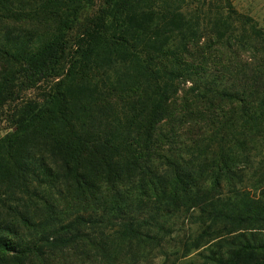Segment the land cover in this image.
<instances>
[{
  "label": "trees",
  "instance_id": "16d2710c",
  "mask_svg": "<svg viewBox=\"0 0 264 264\" xmlns=\"http://www.w3.org/2000/svg\"><path fill=\"white\" fill-rule=\"evenodd\" d=\"M89 1L0 0V110L14 103L0 188L16 173L54 190L31 193L50 216L37 237L13 243L0 223V264L60 263L68 248L75 260L62 264H144L166 237L176 259H199L184 264H264V184L237 168L250 155L264 167V24L223 0L246 33H216L215 47L248 55L216 66L186 18L192 0H103L109 10L82 26L71 51L67 33ZM198 3L192 14L209 4ZM28 90L38 94L22 97ZM193 212L200 230L187 237L177 220L195 223ZM212 240L228 246L204 247Z\"/></svg>",
  "mask_w": 264,
  "mask_h": 264
},
{
  "label": "rangeland",
  "instance_id": "374dc122",
  "mask_svg": "<svg viewBox=\"0 0 264 264\" xmlns=\"http://www.w3.org/2000/svg\"><path fill=\"white\" fill-rule=\"evenodd\" d=\"M198 1L202 2V0H192V5L190 4L189 6V9H191L190 12L193 13V11H196L198 8H200V3H198ZM208 3L209 4L207 5H202L198 13H191L190 15L186 16V18L190 21L191 24L199 23V33L204 31L201 33L202 36L200 37V41L198 43V46H200L199 50L202 51L203 48L207 49L206 51H202L201 53L205 61L204 63H215L216 66H219V64L224 63L223 58H228L230 60L235 59L239 61L245 59L248 54L247 52H245L244 46H239L238 44L232 45L229 48L226 47L221 50L220 53H218V50L220 49H216L215 46L219 43V41L215 37V34L217 33L228 35L230 31H233L235 35L241 36L246 33L244 28H242L246 25L242 24V21L240 19H237L235 16L231 15L229 13L228 8H224L223 0H208ZM231 3L234 9L236 10L237 14L250 16L252 20H255L256 22H258V24H264V0H231ZM100 9H104L107 11L109 10L108 7L104 4L103 0H93L83 4L82 9L80 10L76 18L77 26L75 25V27L67 33L68 46L71 48V51L74 48H72L73 40L75 39L82 26L89 22L92 18H94L98 14ZM198 46H196L195 49L198 48ZM230 51H234L235 54H232ZM194 60L195 63L198 62L197 59ZM190 82L191 81L188 80L187 85H185L186 88L191 85ZM37 94V90H28L22 93V97L29 98ZM13 106L14 103H11L0 110V135H2L4 132H6V130H8L7 126H9V121L7 120V118H9V114ZM92 112L94 114L93 116H95L94 119L97 121L95 125L100 124L102 127L104 124L107 123V120H105L106 118L104 116L100 117V113H98V110L93 109ZM19 148L26 151L31 150V146L28 142L20 144ZM250 156V160L239 162V164H237L239 165V167L237 168H240L243 174L247 173L253 175L255 178H253L255 185H262L264 184V167L261 169L259 167L260 165H257L256 163L260 160H257V158H260V156H258L257 158L254 155ZM7 165H9V159L5 158L0 163V172ZM14 175H16V177L13 180H15L16 182L11 183V187L3 186L0 188V223L2 224V227L6 226L7 224L12 227V231L5 233L6 237L11 242H28L31 238L37 237L39 232L42 230V219L45 222H50V216L48 214V211L44 212V208H46V205H43V203L38 201L35 196L33 197L31 193L33 192V190H36L40 192V194H42L43 196H49V198H51L53 196L54 190L50 187L49 182L46 185L38 187L37 182L31 176H28L29 181L25 183L21 181L20 177L16 173H14ZM22 182L26 185H22ZM8 183H10V179L4 178L2 184L7 185ZM26 186H28L29 190H27ZM67 201L68 204L65 202L63 203L65 207H59L63 208V211L65 210L64 212H67V205L68 209H73V207L71 206L73 203L69 202L68 199ZM35 207H39V209ZM18 210L21 211L24 215L30 216L34 214L31 217V221L35 225L28 228L23 227L24 224L21 221V217L17 216L16 213ZM193 213L194 216H196L195 218L197 219V222L195 223H192V221H189L188 218L184 217L186 215H182V217L177 220V225L179 226L178 228H183L184 230H186L185 236L187 237L190 235H195L200 230V222L198 221L199 215L197 212ZM176 219L177 217L174 218L172 221H175ZM39 220L42 223H40ZM171 244L172 243L169 242V240L167 241L166 237V246H164L163 251L162 249L156 246L149 247L147 249L149 250V254L144 260V264H184V261L191 259L192 257H196L193 256L195 255L193 254L192 256L185 258L184 260L176 259L174 253L175 249L171 247ZM226 246L228 245H226L224 241L212 240L207 243L204 247L225 248ZM73 252V248L64 249L63 251L56 253L59 254L57 258L60 263H56L54 259H49L48 262H50V264H62L63 262L67 263L70 260L74 261L75 259H70L73 256ZM67 255L70 257L67 258ZM192 259H194L193 261L197 263L199 261L197 257ZM34 262L37 263L38 260H34Z\"/></svg>",
  "mask_w": 264,
  "mask_h": 264
}]
</instances>
